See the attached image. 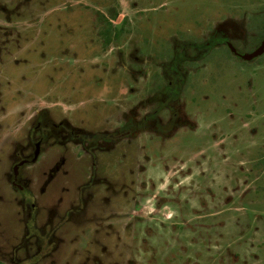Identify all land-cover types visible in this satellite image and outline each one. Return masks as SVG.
I'll use <instances>...</instances> for the list:
<instances>
[{
  "label": "rangeland",
  "instance_id": "rangeland-1",
  "mask_svg": "<svg viewBox=\"0 0 264 264\" xmlns=\"http://www.w3.org/2000/svg\"><path fill=\"white\" fill-rule=\"evenodd\" d=\"M0 264H264V0H0Z\"/></svg>",
  "mask_w": 264,
  "mask_h": 264
}]
</instances>
